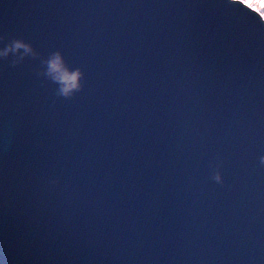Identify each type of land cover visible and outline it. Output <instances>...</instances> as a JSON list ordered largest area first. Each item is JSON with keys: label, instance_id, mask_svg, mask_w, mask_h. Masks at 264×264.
I'll use <instances>...</instances> for the list:
<instances>
[{"label": "water", "instance_id": "obj_1", "mask_svg": "<svg viewBox=\"0 0 264 264\" xmlns=\"http://www.w3.org/2000/svg\"><path fill=\"white\" fill-rule=\"evenodd\" d=\"M0 37L38 53L0 57V264H264V22L234 0H0ZM57 50L84 73L71 99Z\"/></svg>", "mask_w": 264, "mask_h": 264}, {"label": "clouds", "instance_id": "obj_2", "mask_svg": "<svg viewBox=\"0 0 264 264\" xmlns=\"http://www.w3.org/2000/svg\"><path fill=\"white\" fill-rule=\"evenodd\" d=\"M240 6L255 14L260 21H264V15L259 11L260 9H264V0H247V2L240 0ZM0 39H3V37H0ZM9 53L14 57L12 61L13 65L25 56L35 57L38 55L30 43L19 38H12L4 48L0 49V57L7 58ZM41 63L46 66L44 68L46 78L57 85V96L71 99L75 93L81 91L83 88V71L79 67L70 68L59 50L50 53ZM260 162L264 164V156L260 158ZM213 179L217 182L221 181L218 171L214 173Z\"/></svg>", "mask_w": 264, "mask_h": 264}, {"label": "snow or ice", "instance_id": "obj_3", "mask_svg": "<svg viewBox=\"0 0 264 264\" xmlns=\"http://www.w3.org/2000/svg\"><path fill=\"white\" fill-rule=\"evenodd\" d=\"M234 2L238 3L240 5V0H234ZM245 2H247V0H245ZM251 6V5H250ZM242 7V6H241ZM243 8V7H242ZM245 9V8H243ZM246 10V9H245ZM261 12L262 15H264V9H260L259 10ZM252 13V12H251ZM253 14V13H252ZM255 15V14H254ZM256 16V15H255ZM257 17V16H256ZM258 18V17H257ZM259 19V18H258ZM264 22V21H262Z\"/></svg>", "mask_w": 264, "mask_h": 264}]
</instances>
